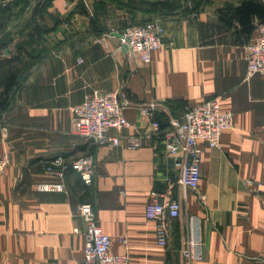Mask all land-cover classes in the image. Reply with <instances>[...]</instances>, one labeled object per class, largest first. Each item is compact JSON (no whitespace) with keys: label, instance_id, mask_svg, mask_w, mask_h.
I'll use <instances>...</instances> for the list:
<instances>
[{"label":"crops","instance_id":"crops-1","mask_svg":"<svg viewBox=\"0 0 264 264\" xmlns=\"http://www.w3.org/2000/svg\"><path fill=\"white\" fill-rule=\"evenodd\" d=\"M228 9L240 12L221 24ZM152 20L164 34L149 65L129 59L116 37L107 48L94 43ZM263 20L264 0H0V156L9 157L0 177V264H82L85 225L75 217L82 203L110 236V252L128 264H180L191 228L203 243L193 264H264V77H246L244 61ZM94 91L132 104L117 147L72 132L73 108ZM211 98L233 113V127L217 148L204 149L198 188L184 196L162 140L145 136L150 121L138 107L156 103L159 115L165 102L187 108ZM135 134L141 145L128 147ZM88 155L89 187L70 169ZM58 158L62 178L45 172ZM52 184L63 191L38 189ZM151 192H169L182 206L165 247L144 216Z\"/></svg>","mask_w":264,"mask_h":264},{"label":"built area","instance_id":"built-area-1","mask_svg":"<svg viewBox=\"0 0 264 264\" xmlns=\"http://www.w3.org/2000/svg\"><path fill=\"white\" fill-rule=\"evenodd\" d=\"M163 34L164 29L160 22L152 20L130 25L121 30H109L96 36L94 43L107 48L109 39L116 37L120 46L126 45L129 59L149 65L152 54L162 47ZM244 61L246 77L255 75L264 77V22L257 25L256 35L245 44ZM77 63L81 64L82 60L77 59ZM130 105L132 104L122 100L117 92L94 91L73 108L72 132L92 145L117 147L121 144L123 131L129 127L124 109ZM138 108L150 121L151 132L145 136L162 140L164 155L172 160L173 168L178 172L176 182L184 196L189 191H196L201 180L204 149H215L219 146L223 132L233 127V113L223 110L218 98H211L185 108L179 117H171L166 111L169 118L168 127L161 130L154 116L157 109L156 103H149ZM142 137L138 134L129 136L126 139V145L138 148ZM8 165V155L0 156V177ZM64 169L63 161L58 158L47 162L45 172L62 178ZM70 169L77 173L84 186L93 185L95 166L91 155L77 158L71 162ZM38 189L63 191V185L38 186ZM199 201L203 203V197H199ZM181 211V203L172 200L169 192L150 193L149 201L144 208V216L156 224L159 247L166 246L168 223L179 218ZM75 217L80 218L85 225L82 264H128L126 255L110 252L111 238L100 228L90 203L78 205ZM194 221L195 219L192 218V222ZM73 232L79 231L75 228ZM202 246L201 235L191 228L180 249V264H193L199 261Z\"/></svg>","mask_w":264,"mask_h":264},{"label":"trees","instance_id":"trees-1","mask_svg":"<svg viewBox=\"0 0 264 264\" xmlns=\"http://www.w3.org/2000/svg\"><path fill=\"white\" fill-rule=\"evenodd\" d=\"M192 4H193V2H191V5ZM239 12H240L239 9H234V10L233 9H228V10L221 11L220 12V23L221 24L223 23L225 25L228 24L229 22H231V20L233 19L234 15L237 16V14ZM231 13H233V15ZM38 14H40L39 10H37V11H35L33 13L32 22H31V24L29 26L30 29H32V27H33L32 24L36 20V15H38ZM261 22H264V20L261 21ZM164 104H165V107L168 110L169 115L171 117H179L184 112V110L186 108V107H181L180 103L174 102V101L167 102V103L165 102ZM177 112H179V113L177 114ZM157 115L158 114L155 112V114H154L155 120L159 122L161 130H164L166 127H168V121H169L168 120L169 119L168 115H166L165 113L160 112L158 116L162 117L163 120L162 119L160 120V118L157 117ZM162 121H164V122H162Z\"/></svg>","mask_w":264,"mask_h":264},{"label":"water","instance_id":"water-1","mask_svg":"<svg viewBox=\"0 0 264 264\" xmlns=\"http://www.w3.org/2000/svg\"><path fill=\"white\" fill-rule=\"evenodd\" d=\"M122 48H123V49H122L123 52H126V51H127V47H126V45H123ZM5 54H7V51H5Z\"/></svg>","mask_w":264,"mask_h":264},{"label":"rangeland","instance_id":"rangeland-1","mask_svg":"<svg viewBox=\"0 0 264 264\" xmlns=\"http://www.w3.org/2000/svg\"><path fill=\"white\" fill-rule=\"evenodd\" d=\"M169 185H173V182H171Z\"/></svg>","mask_w":264,"mask_h":264}]
</instances>
